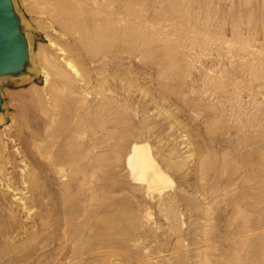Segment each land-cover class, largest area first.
I'll list each match as a JSON object with an SVG mask.
<instances>
[{"label": "rangeland", "instance_id": "374dc122", "mask_svg": "<svg viewBox=\"0 0 264 264\" xmlns=\"http://www.w3.org/2000/svg\"><path fill=\"white\" fill-rule=\"evenodd\" d=\"M100 1L127 26L92 51L49 0H10L27 46L0 76V264H264V0ZM60 49L68 85L48 67ZM80 93L92 112L76 149ZM133 140L170 179L161 199L122 166Z\"/></svg>", "mask_w": 264, "mask_h": 264}, {"label": "bare ground", "instance_id": "6f19581e", "mask_svg": "<svg viewBox=\"0 0 264 264\" xmlns=\"http://www.w3.org/2000/svg\"><path fill=\"white\" fill-rule=\"evenodd\" d=\"M23 1V0H22ZM50 3L52 4L53 6V9L57 15V18L59 20V22L61 23L62 26H64L65 28H67L69 30V33L72 34L76 40H78L79 43L83 44L85 47H87V49H91L92 48V45L93 43H97V46L98 44L101 45V43H106V41L111 37V35H119L123 32V29L125 28L126 29V26L125 25V20L123 18V16L120 18H116L114 17L113 15L110 14V12H108V9H107V6L106 5H103L100 4L98 5L101 1L99 0H49ZM104 1V0H102ZM26 3V2H25ZM177 3V2H176ZM105 4V3H104ZM25 5V4H24ZM28 5V4H27ZM176 5V4H174ZM27 7V6H26ZM94 15H103L105 20L104 22H98V23H94L92 24L93 22L91 21V25L93 26H88V22L90 20V16L94 17ZM86 16H87V19H86ZM96 18V17H94ZM93 19V18H92ZM124 26V27H123ZM236 26V25H235ZM91 27V28H90ZM111 35H110V33ZM203 32V31H202ZM197 33V32H196ZM195 33V34H196ZM123 34V33H122ZM120 36V35H119ZM123 36V35H121ZM195 41L196 43H204V41L206 40L204 35L203 34H196L195 35ZM206 36V35H205ZM118 37V36H117ZM210 37V35H209ZM211 38V37H210ZM209 38V39H210ZM208 39V41H209ZM26 41V40H25ZM110 41V40H108ZM207 41V40H206ZM205 41V42H206ZM76 42V41H75ZM109 43V42H108ZM80 44V45H81ZM107 45V43H106ZM27 46V45H26ZM91 46V47H90ZM95 46L97 49L98 47ZM94 47V48H95ZM100 47V46H99ZM94 48H92V51L94 50ZM89 49V50H90ZM62 50V49H60ZM88 50V54L91 52H89ZM102 50V48H101ZM100 51V49H99ZM87 52V51H86ZM61 53V57H63V60H64V64L63 65H58V64H55L54 62H47L49 63V66L50 69H52L51 72H54V74H56L58 76V78L60 77V80L61 78L62 79H69L70 75L73 73L75 74V66L73 65V60L71 61L69 59V57L67 58V53L65 51H60ZM75 53V52H73ZM99 53L97 52V55ZM102 54V53H101ZM94 55V54H93ZM92 56V55H91ZM100 56V55H99ZM73 58V57H72ZM74 59V58H73ZM44 61V60H43ZM46 62V61H45ZM75 62V61H74ZM57 63V62H56ZM47 65V63H46ZM42 70V69H41ZM45 71V70H43ZM79 73V72H78ZM45 74V73H44ZM47 74V73H46ZM76 75H77V72H76ZM50 76V75H49ZM56 76V77H57ZM77 77H79V74L77 75ZM46 78V77H45ZM80 78V77H79ZM49 79V78H48ZM83 79V78H82ZM78 80V79H77ZM72 81V80H71ZM74 81V80H73ZM72 81V82H73ZM71 84L69 83L70 82V79L68 81H66V83L64 84ZM63 84V83H62ZM63 84V85H64ZM67 84V85H68ZM48 85V84H47ZM75 85V83H74ZM53 86V85H52ZM60 86V85H59ZM62 86V85H61ZM78 86V85H77ZM68 87V86H67ZM50 88V87H49ZM55 88V87H54ZM65 88V87H64ZM72 88V87H71ZM83 88V87H82ZM56 89V88H55ZM59 89V88H57ZM68 89V88H67ZM70 89V88H69ZM68 89V90H69ZM61 90V89H59ZM67 90V92H68ZM74 90V89H73ZM84 90V89H82ZM53 91V89H52ZM56 91V90H54ZM63 90H61L62 92ZM66 91V90H65ZM57 92V91H56ZM71 92V91H69ZM74 92V91H73ZM88 91L86 90V92H84L85 94L87 93ZM72 93V92H71ZM83 93V92H82ZM48 94V92H47ZM59 94V92H58ZM81 94V93H80ZM85 94H81L83 95L82 97L83 98H79V103H80V109H77L79 112L75 113L73 117V125L72 127L73 128H69L67 127L66 128V133L67 136V143L68 145L70 146H74L75 145V148H76V144L80 141L81 137L83 136V131L85 129V123H86V119H88V115L90 116L91 115V112L89 111L90 109H88V107L86 108V104L88 103H84L85 100H86V96ZM91 94V93H90ZM60 95V94H59ZM73 95V94H72ZM89 95V94H88ZM92 95V94H91ZM48 96V95H47ZM77 96V95H76ZM61 97V96H59ZM66 97V96H65ZM75 97V95L73 96ZM73 97H70V98H73ZM93 97V96H92ZM89 98V97H88ZM91 98V97H90ZM99 98V97H98ZM61 99H64V98H61ZM92 99V98H91ZM97 99V98H96ZM96 99H93L96 101ZM59 100L58 97H57V94L55 93H50V98H49V102L47 103L50 104L52 107L55 106V105H58L59 103ZM68 100V99H67ZM92 100V102H93ZM66 101V100H65ZM75 100H73L74 102ZM77 101V103H78ZM41 102V101H40ZM61 102V101H60ZM72 102V101H71ZM42 103V102H41ZM70 103V102H69ZM78 108H79V104H77ZM91 105V104H90ZM75 106V105H74ZM89 106V105H88ZM56 107V106H55ZM61 107V106H60ZM73 107V106H72ZM40 108V107H39ZM48 108H50L48 106ZM91 108V107H90ZM56 109L59 110V108L56 107ZM55 110V109H54ZM72 110H75V109H72ZM43 111V110H42ZM65 111V110H64ZM68 111V110H67ZM55 112V111H54ZM53 113V112H52ZM67 113V112H66ZM73 113V112H72ZM90 113V114H89ZM94 113V112H93ZM55 114V113H54ZM71 113H69L70 115ZM97 113H95L96 115ZM73 115V114H72ZM116 115V114H115ZM42 116V115H41ZM47 116L46 118H48L47 122L48 124V129H51L54 127L55 125V121H54V118L53 116H51L49 110H45L44 111V116L45 117ZM57 116V115H56ZM98 116V114H97ZM42 117V118H43ZM70 117V116H69ZM64 118V117H63ZM100 118V117H98ZM116 118V117H115ZM45 119V118H44ZM71 119V118H70ZM46 120V119H45ZM65 122V121H63ZM113 122V121H111ZM116 122V121H114ZM45 124V123H44ZM118 125V124H117ZM65 126V125H64ZM67 126V124H66ZM65 126V127H66ZM69 126V124H68ZM47 127V126H46ZM45 127V128H46ZM58 128V127H57ZM47 129L46 132H49V130ZM55 129V127L53 128ZM57 130V129H55ZM86 130V129H85ZM45 132V131H43ZM86 134V132H84ZM53 134V133H52ZM115 134V133H114ZM48 135V133H47ZM50 135V134H49ZM125 135V134H123ZM122 135V137H123ZM27 136V135H26ZM51 136V135H50ZM35 137V136H33ZM46 137V136H45ZM44 137V138H45ZM48 137V136H47ZM84 137V136H83ZM86 137V135H85ZM32 138V137H31ZM49 138V137H48ZM46 138V139H48ZM51 138V137H50ZM50 138L48 139V141L50 140ZM54 138V137H53ZM51 138V139H53ZM88 138V137H87ZM125 138V137H124ZM34 139V138H33ZM42 139V137H41ZM55 139V138H54ZM61 139V138H60ZM86 139V138H85ZM40 140V139H39ZM45 140V139H44ZM83 138H82V141L83 142ZM124 140V139H123ZM34 141V140H33ZM42 141V140H41ZM56 141V140H55ZM36 142V141H35ZM57 142V141H56ZM38 143V142H37ZM44 143V142H43ZM42 143V144H43ZM52 144V142H51ZM86 144H87V141H86ZM67 145V146H68ZM82 145V144H81ZM91 145V144H90ZM38 146H41L38 144ZM51 146V145H50ZM48 146V149H50ZM55 146V144H54ZM33 147V146H32ZM66 147V146H65ZM87 147V146H86ZM90 146H88L89 148ZM92 147V146H91ZM69 148V147H68ZM83 148V147H81ZM117 148V147H116ZM124 148V147H123ZM128 152L127 155H126V158H123L122 161V166L124 168V170H126L128 173H129V178L131 179V181H133L135 183V185L139 186L140 188L142 189H146L148 193H154V192H157L158 193V199L163 196V191L166 190V188L171 184L170 183V179L168 178L166 172H164L160 165L157 164L156 160L154 159V157L152 156L151 154V149L149 148L148 145H144L142 144V142H139L137 140H133L131 141L130 143V146L128 147ZM46 149V148H45ZM47 149V150H48ZM62 149V148H61ZM72 149V148H71ZM78 149V148H76ZM94 149V148H93ZM119 149V148H118ZM122 149V148H121ZM38 150V148H37ZM70 150V148H69ZM51 151V150H50ZM71 151V150H70ZM68 152L69 155H67V158L68 160V166L70 167V169H74L75 166L80 163V162H85L88 164L91 162V148L87 149L86 151H84L82 153H77L79 151H77L76 153L74 152ZM66 152V153H67ZM52 153V152H51ZM65 153V154H66ZM40 155V154H39ZM42 155V154H41ZM64 155V154H63ZM65 156V155H64ZM54 157V156H53ZM57 157V156H56ZM61 157V155H60ZM59 157V158H60ZM66 157V156H65ZM44 158V157H43ZM51 158V157H50ZM122 158V157H121ZM64 159V157H63ZM47 160V159H46ZM53 160V159H52ZM65 162V161H64ZM53 163V162H52ZM57 163H58V160H57ZM57 163H55L57 165ZM60 163V162H59ZM54 164V165H55ZM61 164V163H60ZM81 164V163H80ZM79 164V165H80ZM84 166V165H82ZM79 167V166H77ZM76 167V168H77ZM86 167V166H85ZM88 167V165H87ZM53 168V167H52ZM62 169V168H61ZM60 169V171H61ZM66 170V169H65ZM70 170V174H71V171ZM78 170V168H77ZM208 170H211V169H208ZM76 171V170H74ZM59 172V171H58ZM209 172V171H208ZM63 174V173H62ZM56 175V174H55ZM68 175V174H67ZM72 175V174H71ZM60 177V176H59ZM64 177V176H63ZM66 177V176H65ZM64 177V178H65ZM63 178V179H64ZM59 179V178H58ZM65 182V181H64ZM63 183V182H62ZM172 186V185H170ZM161 201V200H160ZM22 202V201H21ZM149 219V218H148ZM147 224L148 221H147Z\"/></svg>", "mask_w": 264, "mask_h": 264}, {"label": "water", "instance_id": "95a60500", "mask_svg": "<svg viewBox=\"0 0 264 264\" xmlns=\"http://www.w3.org/2000/svg\"><path fill=\"white\" fill-rule=\"evenodd\" d=\"M25 58L26 46L18 36L11 2L0 0V76L20 71Z\"/></svg>", "mask_w": 264, "mask_h": 264}]
</instances>
